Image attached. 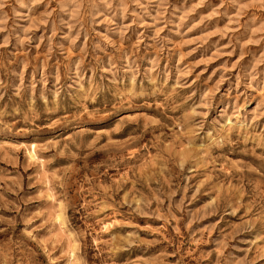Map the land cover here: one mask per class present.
I'll list each match as a JSON object with an SVG mask.
<instances>
[{
  "label": "rangeland",
  "instance_id": "obj_1",
  "mask_svg": "<svg viewBox=\"0 0 264 264\" xmlns=\"http://www.w3.org/2000/svg\"><path fill=\"white\" fill-rule=\"evenodd\" d=\"M0 264H264V0H0Z\"/></svg>",
  "mask_w": 264,
  "mask_h": 264
},
{
  "label": "bare ground",
  "instance_id": "obj_2",
  "mask_svg": "<svg viewBox=\"0 0 264 264\" xmlns=\"http://www.w3.org/2000/svg\"><path fill=\"white\" fill-rule=\"evenodd\" d=\"M33 154H34V153H33ZM33 154H32V155H33ZM30 155H31V154H30ZM32 158H33V156H32Z\"/></svg>",
  "mask_w": 264,
  "mask_h": 264
}]
</instances>
